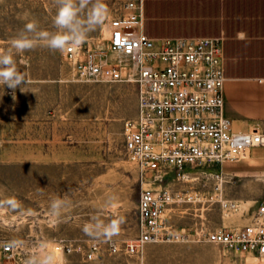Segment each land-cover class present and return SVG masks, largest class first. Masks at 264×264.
<instances>
[{"label":"rangeland","instance_id":"rangeland-1","mask_svg":"<svg viewBox=\"0 0 264 264\" xmlns=\"http://www.w3.org/2000/svg\"><path fill=\"white\" fill-rule=\"evenodd\" d=\"M103 2L108 14L88 34L78 61L91 53L117 66L120 58L109 50L106 20L119 0ZM56 12L55 0H0V53L8 51L26 23L57 32ZM44 43L37 41L30 51L13 50L27 80L25 92L17 88L13 100L12 90L0 87V202L14 198L20 205L15 210L0 206V246L23 242L13 254L0 253V264H24L48 249L58 264H221L223 247L207 240L205 232L249 221L264 200V164L206 165L189 175L193 179L168 180L173 192L167 220L179 236L128 252L127 242L140 234L143 182L123 148L124 125L136 112L135 85L91 79L65 50L53 51ZM253 101L243 99L241 106L258 109ZM229 116L247 117L233 109ZM245 121V126L264 127V118ZM110 196L115 199L106 206ZM56 199L69 204L52 217ZM93 216L105 224L122 218L119 234L110 240L87 236L83 227Z\"/></svg>","mask_w":264,"mask_h":264},{"label":"built area","instance_id":"built-area-1","mask_svg":"<svg viewBox=\"0 0 264 264\" xmlns=\"http://www.w3.org/2000/svg\"><path fill=\"white\" fill-rule=\"evenodd\" d=\"M144 1L119 0L107 17L108 47L119 55L117 66L91 53L78 61L82 46L65 49L83 75L124 80L136 88V112L124 125L123 139L143 180L140 234L127 242L130 253L179 236L167 220L173 192L168 180H184L199 167H223L264 148V127L238 131L225 114L224 37H150ZM249 216L241 227L205 232L223 247L221 264H264V200ZM11 244H2L0 253L13 254Z\"/></svg>","mask_w":264,"mask_h":264},{"label":"crops","instance_id":"crops-1","mask_svg":"<svg viewBox=\"0 0 264 264\" xmlns=\"http://www.w3.org/2000/svg\"><path fill=\"white\" fill-rule=\"evenodd\" d=\"M144 8L150 37H224L225 114L264 118V0H145ZM243 99L258 109H245ZM231 109L247 117H231Z\"/></svg>","mask_w":264,"mask_h":264},{"label":"clouds","instance_id":"clouds-1","mask_svg":"<svg viewBox=\"0 0 264 264\" xmlns=\"http://www.w3.org/2000/svg\"><path fill=\"white\" fill-rule=\"evenodd\" d=\"M57 12L53 20L55 33L39 31L35 22L26 23L24 29L11 40V47L6 53H0V87L7 86L12 90V99L16 100V89L24 91L27 84L25 75L18 71L13 59V50L16 53L30 51L36 46L37 41H44V46L53 51H64L66 48H78L85 43L87 36L103 24L108 8L103 0H55ZM115 197H109L106 206H111ZM69 202L65 199H56L51 202L50 215L59 217L61 210ZM7 205L13 210L20 207L17 200L9 198L0 202V206ZM123 219H112L105 224L98 217L93 216L92 222L83 227V232L92 238L104 237L111 239L118 235L123 224ZM22 241H13L11 246H20ZM43 247V246H42ZM24 264H58V258L51 249L31 256Z\"/></svg>","mask_w":264,"mask_h":264},{"label":"bare ground","instance_id":"bare-ground-1","mask_svg":"<svg viewBox=\"0 0 264 264\" xmlns=\"http://www.w3.org/2000/svg\"><path fill=\"white\" fill-rule=\"evenodd\" d=\"M106 33H107V35L109 34L107 31H106ZM111 52H114V51H111ZM114 53H116V52H114ZM116 55H118V54L116 53ZM233 125H234L235 130L241 131V130L245 129V123L243 120H233ZM250 128H253V126L250 125ZM257 151H260L261 153L258 154ZM253 158L255 161L253 164H251L253 162ZM240 161H244L245 163H247L249 165H262V164H264V148L258 147V148L253 149V151L247 157L239 160V162ZM230 162H233V161H225L224 166ZM189 179H193V178H190V176H185L184 180H189Z\"/></svg>","mask_w":264,"mask_h":264}]
</instances>
